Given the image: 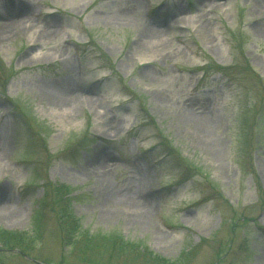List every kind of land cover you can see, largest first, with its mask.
Returning <instances> with one entry per match:
<instances>
[{
  "label": "rangeland",
  "instance_id": "374dc122",
  "mask_svg": "<svg viewBox=\"0 0 264 264\" xmlns=\"http://www.w3.org/2000/svg\"><path fill=\"white\" fill-rule=\"evenodd\" d=\"M0 146V231L35 238L0 264H88L56 186L97 239L264 264V0H0Z\"/></svg>",
  "mask_w": 264,
  "mask_h": 264
},
{
  "label": "trees",
  "instance_id": "16d2710c",
  "mask_svg": "<svg viewBox=\"0 0 264 264\" xmlns=\"http://www.w3.org/2000/svg\"><path fill=\"white\" fill-rule=\"evenodd\" d=\"M213 69L223 73L231 80L243 73L254 74L249 63L244 67L239 65L231 67L214 66ZM88 141H91V138L89 135H85L80 144L84 145ZM53 189L55 198L62 202L57 213L59 229L63 232V241L67 246H73V252L76 250L77 254L80 253L82 261L88 264H186L195 256L193 250H188L173 262L152 253L143 245L124 241L119 235L114 237L101 236L97 239L95 235L82 230L78 220L72 219L71 210L63 206L68 196L64 199L61 197V192L64 189L68 190V188L56 186ZM47 192L49 193V191ZM34 239V237H27L20 233L0 231V244L9 249H22L24 251L32 245Z\"/></svg>",
  "mask_w": 264,
  "mask_h": 264
},
{
  "label": "bare ground",
  "instance_id": "6f19581e",
  "mask_svg": "<svg viewBox=\"0 0 264 264\" xmlns=\"http://www.w3.org/2000/svg\"><path fill=\"white\" fill-rule=\"evenodd\" d=\"M2 28L5 29L6 27H5V26H2ZM66 95H71V94L68 93V94H66ZM72 98H73V96L71 95V97H69V99L66 98V100H70V99H72ZM2 152H3V150H2V147L0 146V156H1Z\"/></svg>",
  "mask_w": 264,
  "mask_h": 264
}]
</instances>
